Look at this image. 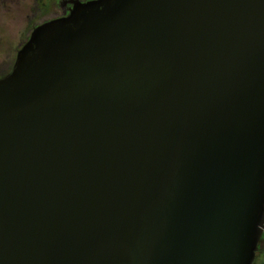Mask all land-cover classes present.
Wrapping results in <instances>:
<instances>
[{"label": "water", "instance_id": "water-1", "mask_svg": "<svg viewBox=\"0 0 264 264\" xmlns=\"http://www.w3.org/2000/svg\"><path fill=\"white\" fill-rule=\"evenodd\" d=\"M264 0H95L0 78V264H253Z\"/></svg>", "mask_w": 264, "mask_h": 264}, {"label": "rangeland", "instance_id": "rangeland-1", "mask_svg": "<svg viewBox=\"0 0 264 264\" xmlns=\"http://www.w3.org/2000/svg\"><path fill=\"white\" fill-rule=\"evenodd\" d=\"M37 7L38 5L33 0H15V8H10L7 12L8 5L0 4V73L11 63L10 52L23 40L29 29V20L35 21L34 11ZM32 15L34 16L30 18ZM253 264H264V232L262 240L258 244Z\"/></svg>", "mask_w": 264, "mask_h": 264}, {"label": "flooded vegetation", "instance_id": "flooded-vegetation-1", "mask_svg": "<svg viewBox=\"0 0 264 264\" xmlns=\"http://www.w3.org/2000/svg\"><path fill=\"white\" fill-rule=\"evenodd\" d=\"M91 1H95V0H37L36 2L35 0H33V2L36 3V5H38L36 10L34 11V15L36 16V19L33 22L29 20V24H30L29 29L26 31L23 40H21L20 43H18V45L11 50L10 52L11 63L9 64V66L7 65V68L4 71H2V73H0V78L8 74L15 59L16 51L19 45L22 44L27 39L29 33L36 26L42 24L43 22L62 17L64 14H67L76 3L84 4ZM1 3H6L8 5L7 12L9 11L10 8H15V0H0V4ZM38 14L39 17L37 18ZM34 15H32L30 18H32ZM261 240H262V236L260 241Z\"/></svg>", "mask_w": 264, "mask_h": 264}]
</instances>
